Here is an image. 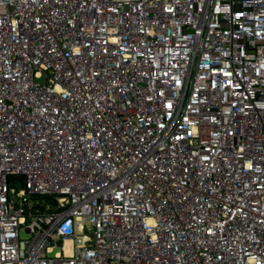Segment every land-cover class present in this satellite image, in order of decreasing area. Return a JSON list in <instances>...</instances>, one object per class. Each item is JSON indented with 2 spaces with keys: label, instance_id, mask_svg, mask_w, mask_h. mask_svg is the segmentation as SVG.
<instances>
[{
  "label": "built area",
  "instance_id": "1",
  "mask_svg": "<svg viewBox=\"0 0 264 264\" xmlns=\"http://www.w3.org/2000/svg\"><path fill=\"white\" fill-rule=\"evenodd\" d=\"M0 264H264V0H0Z\"/></svg>",
  "mask_w": 264,
  "mask_h": 264
},
{
  "label": "rangeland",
  "instance_id": "2",
  "mask_svg": "<svg viewBox=\"0 0 264 264\" xmlns=\"http://www.w3.org/2000/svg\"><path fill=\"white\" fill-rule=\"evenodd\" d=\"M10 187H13V188H15L16 190H18V189H21V188H22V185H21L20 181H18V180H15V181H12V180H11V182H10ZM20 237H21L22 239H26L28 236H27V234H25L23 231H21V232H20ZM56 251H57V250H55L52 254L54 255Z\"/></svg>",
  "mask_w": 264,
  "mask_h": 264
}]
</instances>
